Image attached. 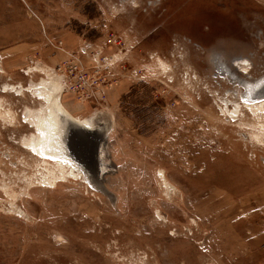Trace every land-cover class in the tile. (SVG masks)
I'll use <instances>...</instances> for the list:
<instances>
[{"label": "rangeland", "instance_id": "rangeland-1", "mask_svg": "<svg viewBox=\"0 0 264 264\" xmlns=\"http://www.w3.org/2000/svg\"><path fill=\"white\" fill-rule=\"evenodd\" d=\"M221 68L264 76V0H0V264H264V110ZM49 78L90 177L24 145Z\"/></svg>", "mask_w": 264, "mask_h": 264}, {"label": "bare ground", "instance_id": "bare-ground-1", "mask_svg": "<svg viewBox=\"0 0 264 264\" xmlns=\"http://www.w3.org/2000/svg\"><path fill=\"white\" fill-rule=\"evenodd\" d=\"M241 70L242 72H245V70L243 69ZM37 91L39 92L40 96L46 101V104H44L41 109L35 111V116L33 121V127L35 128V133L32 134V137L30 139H25L26 141L24 145L36 156L43 158L44 161L50 160L55 164L59 163L57 165L60 166L64 172L65 169L66 171L68 169V173L70 176H73L75 178H80L83 175H87V176L89 175V177L92 176V173H89V171L80 162H76L67 153L66 144H65V133L69 129L68 128L69 122H73L78 126L85 128L87 130H93L92 128V126L94 125L93 120L87 118L81 119V118L72 117L68 113L67 109L65 108V106L62 104L61 101L62 92L60 86L54 80V78H51L45 83H40L37 86ZM244 106L255 111L264 110V100L254 103L249 102V104H246ZM108 169H109V165L104 157L103 149L100 148L97 154L96 170L102 177H104ZM60 175L62 176V174Z\"/></svg>", "mask_w": 264, "mask_h": 264}, {"label": "water", "instance_id": "water-1", "mask_svg": "<svg viewBox=\"0 0 264 264\" xmlns=\"http://www.w3.org/2000/svg\"><path fill=\"white\" fill-rule=\"evenodd\" d=\"M222 70L223 72L229 75V78L230 80H232V82L238 84L239 86H242V88L244 89V95H245L244 97L249 102L250 101L255 102L257 100L260 101L264 99V76L256 80H246V79L241 78L240 74L232 71L231 69L221 68V71ZM68 124H69L68 126L69 129H68L66 139H65L67 153L76 162H80L89 171V173H94L95 167L92 166V163L90 161H85V159H83L82 157H79L75 153V150L73 149V143H72L73 135L77 133L80 135L89 136V138L92 140L93 136L98 137L100 133L98 131L86 130L85 128H82L73 122H69ZM96 151L97 149L95 150V152Z\"/></svg>", "mask_w": 264, "mask_h": 264}, {"label": "built area", "instance_id": "built-area-1", "mask_svg": "<svg viewBox=\"0 0 264 264\" xmlns=\"http://www.w3.org/2000/svg\"><path fill=\"white\" fill-rule=\"evenodd\" d=\"M115 37L111 35V37L108 38L107 44L109 46L115 45ZM101 52L98 54L96 53L97 56H100ZM103 60H106V58H102ZM94 74H98V71H95ZM82 78L78 81V84L75 86L76 92L80 94L79 99L81 101L85 100H91V98H94L95 100L98 99V94L103 95L104 91L102 89H99V81L95 80L94 78L90 79L92 80L91 83L86 86V77L81 76ZM84 92L81 91V89H84ZM83 93V94H82ZM100 97V96H99Z\"/></svg>", "mask_w": 264, "mask_h": 264}, {"label": "flooded vegetation", "instance_id": "flooded-vegetation-1", "mask_svg": "<svg viewBox=\"0 0 264 264\" xmlns=\"http://www.w3.org/2000/svg\"><path fill=\"white\" fill-rule=\"evenodd\" d=\"M245 69H247V68H245Z\"/></svg>", "mask_w": 264, "mask_h": 264}]
</instances>
